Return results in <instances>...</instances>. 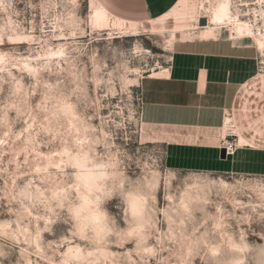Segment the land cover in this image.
<instances>
[{"label":"rangeland","instance_id":"1","mask_svg":"<svg viewBox=\"0 0 264 264\" xmlns=\"http://www.w3.org/2000/svg\"><path fill=\"white\" fill-rule=\"evenodd\" d=\"M43 3L44 0H14L16 14L10 22L19 25L18 34L22 33L24 42L6 43L0 45V50L11 51L36 68L45 63L37 57H51L41 79L59 82V89L65 94L76 86L67 71L69 62L74 65V70L85 78L80 85L83 91L72 97L79 115L90 119L100 130L113 132L130 181L155 180L157 208L171 207L165 197L179 196L194 183L204 188L201 194L211 202L193 205L194 214L186 221V234L202 241L188 257L189 264H264V207L260 206L264 203V176L167 169L163 143L157 136L159 130L143 124L140 116L141 79L167 65L174 40L202 37L209 29L206 36L229 37L258 49L259 75L242 93L236 114L240 130L264 145V0H177L169 12L153 20L105 14L94 0H90V6L88 0H75L68 5L60 2L55 12L46 15L40 7ZM223 3H228L231 20L220 24L212 21L208 28H199L198 16L211 18ZM66 13L73 17L72 28H66L61 19L54 30V18ZM237 20L247 24L249 34L237 36ZM4 24L0 20V28ZM70 31L75 35H70ZM29 37L35 42H27ZM62 47L70 50L67 60L58 55ZM94 68L99 69L96 77L106 81L99 87L90 82ZM125 68L132 70L126 87L120 83ZM21 69L19 64L11 68V76L0 71V117L5 115L7 105L19 102L20 106L19 113L7 111L11 134H6V127H0V264H56L80 247L66 213L47 212L38 204L25 214L19 203L8 198L13 174L20 177L15 180L17 188L31 179L32 191L39 189L45 199L49 197L50 185L33 169L47 164L49 156L54 163L59 162L53 155L59 143L43 130L46 114L35 109L43 90L34 88L33 80ZM17 80L28 94L26 103L23 96L12 95ZM109 80L111 83H107ZM229 127L239 138V130ZM24 129L28 132L16 140L15 135ZM29 135L35 139L26 146ZM25 147L28 151L21 152ZM55 172L50 168L48 174ZM114 203L115 200L108 205L111 211H115ZM200 208L203 212L196 211ZM156 220L163 246L169 249L159 258L169 257L174 264L175 245L166 239L169 225L162 214ZM174 230L173 225V233ZM133 248L131 243L113 247L115 255L109 264H137L141 258ZM145 259L147 264H157L156 259Z\"/></svg>","mask_w":264,"mask_h":264},{"label":"clouds","instance_id":"2","mask_svg":"<svg viewBox=\"0 0 264 264\" xmlns=\"http://www.w3.org/2000/svg\"><path fill=\"white\" fill-rule=\"evenodd\" d=\"M60 2L68 5L74 4L75 0H44L40 7L47 15L49 12H55ZM15 14L14 0H0V20L5 21L4 26L0 28V45L24 42L22 33L18 34L19 25L10 22ZM61 19L66 28H72L73 17L66 13L62 18H54V30L59 26ZM69 34L75 35L71 31ZM27 42L35 41L29 37ZM69 52L68 47H62L58 55L61 59L67 60ZM37 59L45 61L41 68L30 67L31 61L19 58L11 51L0 50V71H6L11 76L10 69L18 64L22 65L21 70L26 71L33 80L32 86L43 90L35 109L46 114L43 130L59 143V149L53 153L59 162L54 163L52 156H49L46 157L47 164L33 169L44 183L50 185L49 197L45 199L44 193L39 189L33 192L34 185L31 179L17 188L15 180L20 177L13 174V184L9 187L8 198L19 203L25 214H30V210L38 204L47 212L59 210L66 213L72 222V235L80 241V247L72 250V254L65 256L56 264H109L115 255L111 249L122 248L128 243L134 245L132 251L141 258L137 264H147L145 258L156 259L157 264H173L169 257L159 258L162 253L169 251L160 239L161 233L156 217L161 214L169 225V235L166 239L175 245V251L172 252V256L175 257L174 264H189L188 257L202 245V241L186 234V221L194 214L193 205H207L211 202L201 194L204 188L194 183L179 196L165 197L170 201L171 207L157 208L155 180L130 181L123 167L121 152L114 143L116 137L113 132L102 131L95 127L90 119L79 115L77 104L73 102L72 97L77 91H83L80 85L84 83L85 78L76 72L74 65L69 62L68 75L76 86L70 93H62L59 82L41 79V73L48 71L47 65L51 57ZM131 71L128 68L124 69L120 76L122 86H127ZM98 72L99 69H93L90 81L97 87L106 83L96 77ZM12 95L23 96V102H27L28 94L19 80L14 84ZM13 110L20 112L19 102L7 105L5 115L0 117V127L7 128L6 134L12 132L7 111ZM27 132L28 129H24L15 135V139L20 140ZM34 139V136H27L25 145H32ZM20 151L26 152L28 148H22ZM12 163H15V157ZM50 168L56 169L52 175L48 174ZM220 187L224 188L227 185ZM13 192L15 195H12ZM114 200L116 203L112 204V208L115 211H111L108 205ZM25 201L27 203H24ZM260 206L264 207V203ZM203 210L196 209L201 212Z\"/></svg>","mask_w":264,"mask_h":264},{"label":"crops","instance_id":"3","mask_svg":"<svg viewBox=\"0 0 264 264\" xmlns=\"http://www.w3.org/2000/svg\"><path fill=\"white\" fill-rule=\"evenodd\" d=\"M94 2L105 14L153 20L177 0ZM208 30L202 37L174 40L167 65L141 79L142 122L159 130L167 169L264 176V145L240 130L236 114L242 93L259 75L258 49L229 37L206 36ZM228 126L239 130L238 145L222 158Z\"/></svg>","mask_w":264,"mask_h":264},{"label":"bare ground","instance_id":"4","mask_svg":"<svg viewBox=\"0 0 264 264\" xmlns=\"http://www.w3.org/2000/svg\"><path fill=\"white\" fill-rule=\"evenodd\" d=\"M199 17H206L207 18V16H205V15L198 16V18ZM198 18L196 19L197 21H198ZM231 18H232V16L230 13L228 3H223L217 7V9L214 11L213 15L211 16V18H207V20H208L207 25L206 26H200V27H209L212 21L215 22L216 24H220V23H223L225 21L231 20ZM236 23H237V27L235 29V32H236L237 36H245V35L249 34L250 30L247 27V24L242 23L238 20Z\"/></svg>","mask_w":264,"mask_h":264},{"label":"built area","instance_id":"5","mask_svg":"<svg viewBox=\"0 0 264 264\" xmlns=\"http://www.w3.org/2000/svg\"><path fill=\"white\" fill-rule=\"evenodd\" d=\"M238 145V135L231 128H227L224 132L221 148L225 149V155H232Z\"/></svg>","mask_w":264,"mask_h":264},{"label":"water","instance_id":"6","mask_svg":"<svg viewBox=\"0 0 264 264\" xmlns=\"http://www.w3.org/2000/svg\"><path fill=\"white\" fill-rule=\"evenodd\" d=\"M207 23H208V20L206 17H199V19H198V25L199 26H206ZM220 155L222 158H224L226 156L224 148H221Z\"/></svg>","mask_w":264,"mask_h":264}]
</instances>
